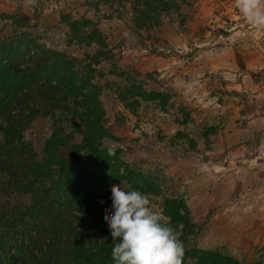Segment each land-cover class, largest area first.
Returning <instances> with one entry per match:
<instances>
[{"label": "rangeland", "instance_id": "1", "mask_svg": "<svg viewBox=\"0 0 264 264\" xmlns=\"http://www.w3.org/2000/svg\"><path fill=\"white\" fill-rule=\"evenodd\" d=\"M186 2L185 24L166 18L152 40L104 0H0V12L21 13L50 48L79 59L98 47L71 45L61 15L97 23L111 53L97 66L107 143L147 180L138 191L181 233L186 264L204 252L264 264V31L234 0ZM52 127L40 118L27 132L39 156ZM28 200L1 197L0 205ZM173 201L188 209V227L172 223Z\"/></svg>", "mask_w": 264, "mask_h": 264}, {"label": "trees", "instance_id": "2", "mask_svg": "<svg viewBox=\"0 0 264 264\" xmlns=\"http://www.w3.org/2000/svg\"><path fill=\"white\" fill-rule=\"evenodd\" d=\"M104 4L117 5L116 13L130 18L150 40L164 19L180 25L186 21V0ZM61 22L70 29L71 45L98 50L82 59L71 57L44 43L37 26L21 13L0 12V198L29 199L25 205H0V264H113L114 241L104 220L105 210L112 209L111 187L143 188L136 169L107 143L113 136L103 123L104 88L97 81L102 78L97 66L111 59L107 39L85 17L62 14ZM40 118L53 123L42 156L27 138ZM76 136L81 144H74ZM81 156L87 165L79 163ZM172 203L177 204L167 213L172 223L188 227L181 213L188 209ZM197 261L240 264L207 252Z\"/></svg>", "mask_w": 264, "mask_h": 264}, {"label": "clouds", "instance_id": "3", "mask_svg": "<svg viewBox=\"0 0 264 264\" xmlns=\"http://www.w3.org/2000/svg\"><path fill=\"white\" fill-rule=\"evenodd\" d=\"M234 3L252 29L264 31V0ZM111 193L112 209L105 210L104 220L114 241L113 264H184L181 233L154 210L147 194L126 191L122 183L113 185Z\"/></svg>", "mask_w": 264, "mask_h": 264}]
</instances>
